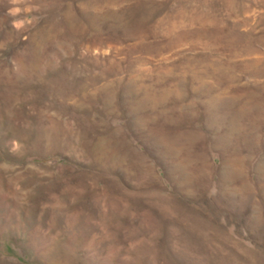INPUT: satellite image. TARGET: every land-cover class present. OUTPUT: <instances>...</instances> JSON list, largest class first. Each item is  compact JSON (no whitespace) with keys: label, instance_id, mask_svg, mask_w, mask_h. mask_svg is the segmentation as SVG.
I'll list each match as a JSON object with an SVG mask.
<instances>
[{"label":"rangeland","instance_id":"1","mask_svg":"<svg viewBox=\"0 0 264 264\" xmlns=\"http://www.w3.org/2000/svg\"><path fill=\"white\" fill-rule=\"evenodd\" d=\"M0 264H264V0H0Z\"/></svg>","mask_w":264,"mask_h":264}]
</instances>
